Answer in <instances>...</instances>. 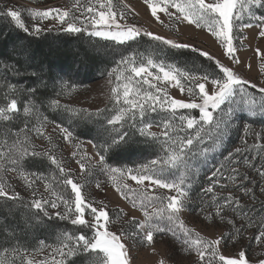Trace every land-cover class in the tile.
Returning <instances> with one entry per match:
<instances>
[{
    "label": "snow or ice",
    "instance_id": "obj_1",
    "mask_svg": "<svg viewBox=\"0 0 264 264\" xmlns=\"http://www.w3.org/2000/svg\"><path fill=\"white\" fill-rule=\"evenodd\" d=\"M143 3L146 5L145 10L150 11L151 17L157 22H162L158 13H163L170 19L180 23L186 22L188 26L194 25L196 29H206L223 50L222 55L229 63H224L203 48L197 47L191 40L178 42L176 38L158 35L131 23L128 19L129 14L134 13L133 18H135L139 13L130 4H116L113 3V0H86V3L81 4L77 0L74 7L79 12L78 16L72 11L59 7H50L43 10L28 9L31 19L39 21V23L32 25L31 30L22 20L20 11L12 9L5 11L0 8V15L10 17L15 26L28 35L39 36L42 32L59 30L70 34H86L91 38L114 42L116 45H125L135 42L141 37H148L171 48L190 49L192 53L198 54L199 57L214 61L216 69H218V72L212 75L204 73L197 77L189 71L175 66H168L166 69L164 63L157 64L152 59H148L147 67L144 65L137 67L129 57H123L119 64H132L130 72L133 75H126L123 71H120L119 64L117 68H113L108 72V82H112L111 77L113 74H116L115 79L118 82L117 86L111 88V95L109 96L110 100H115V104L110 109L98 108L95 113L97 116L104 117L107 126L104 127L103 131L106 135L99 143L95 140H89L88 143L93 150L92 155L85 153L77 160V163L80 165L82 172L88 171L91 173V170L95 169L101 175L111 176L119 173L121 180L131 179L137 185H145V182H147L146 188L169 190L167 195L156 192L148 195L146 188L139 190L138 198L141 200L140 207L143 209L144 220L136 224L137 232L135 233L121 232L117 234L109 230L110 216L106 206L97 207L95 201H89L83 194V186L71 177L68 170L61 166L55 156L49 152H38L35 145L29 144L25 131L28 129L27 123H25L24 128L19 130L25 133L23 140L17 138L11 146L0 147V174L8 171L19 172L21 178L26 181L31 176L33 179L26 184V187L33 190V196H35L33 185L36 181L43 180L44 176L25 168L26 158L29 157H47L51 164L59 169L63 177V186H70L71 194L74 196V209L72 207L73 200L63 194H59L56 199L51 200L43 197L34 198L29 204H24V207L36 210L34 216L37 220L42 219L40 213L50 219L52 214L49 213L48 209H57L62 204L65 211H57L55 213L57 217L70 220L74 226H84L91 230V235L81 232L79 235L68 236L65 234L64 238L58 237L57 246L48 245L41 241L40 251L45 248L49 251L45 259L40 261L28 258L27 255L21 253L20 246H17L13 251L20 259L21 264H66L70 257H74L78 253L96 257L95 264H135V258L131 255V252L137 240L140 244L146 243L151 246L154 244L156 233L171 232L175 235V230L171 225L179 220V214L184 210L186 202L190 198V188L184 187L186 179L190 178H186L184 172H181L179 182L175 178L170 180L169 176L166 175V170L187 168V154L193 152L197 144H204L205 135H210L209 130L215 133L214 138L211 136L210 138L214 144L218 145L223 135L229 130L232 122L231 118L237 110L254 112L253 107H246V101H244V106L240 103L247 95L246 86L249 84L252 88L257 86L233 67L235 65H239L241 68L244 67V62L238 55L235 41L237 38L242 42L248 40L249 37L247 36L238 37V29L252 27H256L258 32L251 38L264 39V16L256 17L252 11L253 6L264 8V0H143ZM244 12H247L256 20L255 25L240 23ZM44 21H51V24L44 27L42 26ZM241 47H243V43H241ZM13 48L14 52L9 60H13L15 65H26L25 73L27 68H34L31 72L32 77L35 78L34 82H37L38 86L46 88L47 84L43 81L41 75L42 65L33 64L35 54L26 45H20L19 50H16V46H13ZM254 55L260 60L261 72H264V49L257 47ZM151 67L157 68L162 73V77L155 75L154 79L165 82V86L161 87L159 84L152 83L147 79L148 76H153V73L149 70ZM247 67L250 69L251 64ZM3 69H9L8 61L3 62ZM10 70L17 76L24 74L18 66H13ZM60 79L62 83L66 84L62 78ZM185 79L190 80L189 85L183 82ZM122 80L126 83L122 86L123 100L121 102L119 82ZM144 84L148 85L147 89L142 87ZM169 84L178 88L181 96L186 95L187 99L170 96L167 91V85ZM6 88L13 95L11 98L5 96L8 102L4 106H0V120L11 121L19 115L18 97L22 91H26L29 97L28 104L23 109L24 114L29 115L33 110L32 106H34L37 87L24 89L17 84L8 83ZM259 91L261 95H264V85L259 87ZM237 97H240V101H237ZM226 103L228 107L225 111L224 106ZM51 106L53 108L63 107L66 111H71L74 114L87 111L86 109H71L68 105H61L60 101L55 99L51 101ZM158 110L167 114L166 119L161 121L163 130L160 133L151 131L153 125L145 119L148 112L155 113ZM178 110H198L199 118L197 119L195 115H192L191 111L177 116ZM261 111L264 113V104L261 105ZM137 116H139V119H137ZM177 119L178 124L176 123ZM44 120L47 121V117H44ZM185 123L186 128L192 130L195 135L189 132L183 138H179L177 129L180 132L185 131ZM160 126L157 125V127ZM56 128L65 141L74 139V133L69 127L57 123ZM248 130L249 125L246 124L245 132L247 133ZM36 133L51 142V137H45L40 128L36 129ZM137 134L139 137L145 138L146 143H158V150L163 151L168 158L164 159L157 156V158H153L146 163L128 168L108 163V153L117 146L127 144L131 136ZM161 137L164 138L162 141ZM256 139L264 140V132L256 133ZM244 143L246 144L247 141L245 140ZM4 147L7 148V151L3 150ZM77 148H79V145H77ZM241 151L240 147L235 148L233 152L228 153L225 161L229 165L238 164L239 161L236 156ZM204 152H208L207 147L204 148ZM170 153L174 155H169ZM73 156H76L75 152ZM85 160L89 162L86 164ZM249 166L254 167V165ZM125 173H127V176H125ZM259 175L264 178V170H260ZM238 178L239 183H237ZM210 179H212L210 185L203 189L206 194L213 193L217 184H220L222 188H227L228 185L220 183L225 179L233 186L240 188L245 195L253 192L244 183L248 180V177L246 175L241 177V173L236 167H232L231 171L228 172L225 165L221 164L219 168L211 173ZM253 183L255 182L253 181ZM96 186L100 188L101 184L97 182ZM45 188L49 190L47 185H45ZM127 188L128 185L123 184L122 187L117 186V191L123 194ZM260 191L264 193V187H261ZM172 192H175L176 195H172ZM0 197L12 201L21 199L19 192L13 189L12 185L3 180L2 177H0ZM124 198L128 199L127 196ZM212 200L216 204V215L220 216L222 220L225 217L221 213L225 208H232L241 217L245 215L242 212L240 200L232 192H229L228 196L223 198V203L218 201L215 194ZM157 203L159 207H154L152 212L147 210L148 205H156ZM133 207H136L135 198L133 199ZM85 215H91L94 222L86 221ZM207 219L214 220V217L209 214ZM132 220L135 222L136 218L132 217ZM227 224L234 229V236L229 231L222 233L218 238L211 241L201 242L199 234H197L196 243L199 247L196 248V252L200 261L206 262V264H253L249 259L250 249L248 245L242 244L244 225L241 224L240 227H236L234 218H229ZM179 226L185 237L191 235V230L184 227L182 221ZM248 226L252 227L251 218L248 219ZM260 229L258 235L254 237L258 245L264 244V217L260 220ZM225 237L233 241V248L239 245L240 250L234 254H225L222 251V248L228 243ZM128 240H132L133 243L129 244ZM184 244L187 246V239L184 240ZM155 251L153 248V252ZM189 251H191L190 248ZM4 252L7 253L8 249L5 248ZM206 253L210 255L211 259H208ZM0 264H15V261H9L5 255L0 257ZM72 264H75L74 259ZM159 264H166V260H160ZM193 264H196V262H193ZM255 264H264V258L256 260Z\"/></svg>",
    "mask_w": 264,
    "mask_h": 264
},
{
    "label": "rangeland",
    "instance_id": "obj_2",
    "mask_svg": "<svg viewBox=\"0 0 264 264\" xmlns=\"http://www.w3.org/2000/svg\"><path fill=\"white\" fill-rule=\"evenodd\" d=\"M81 4L86 3V0H79ZM113 3L120 4H130L131 7L139 13L138 16L133 18L134 13L129 14V21L133 24L143 27L145 30L151 31L158 35H163L165 37H173L178 40V42H184L191 40L195 43L197 47L203 48L208 51L214 57L221 59L224 63H229L227 59L222 55L223 50L214 41L210 33L206 29H196L195 26H188L186 22L180 23L170 19L163 13H158L161 16L162 22H157L151 17L150 11H146V5H144L143 0H113ZM77 4V0H0V8L5 11L8 9L17 10L22 13V20L25 22L26 26L31 27L34 23H39V21H33L28 13V9H46L50 7H59L61 9L72 11L75 15H79V12L74 7ZM174 11V10H173ZM252 11L255 13L256 17L264 16V8L253 6ZM10 18V17H9ZM11 19V18H10ZM12 21V20H11ZM13 22V21H12ZM240 23L256 24V20L250 16L247 12L242 15V20ZM15 25V23L13 22ZM51 24V21H44V27ZM22 33L23 30L17 28ZM258 32L256 27L245 28L242 30L238 29L239 36L249 37L246 41H241L239 38L236 39L235 44L238 49V55L244 62V67L235 65V67L245 78L249 79L257 87L252 88L251 84L246 86L247 95L244 97L243 101H240V97H237V101H240L242 106H244V101H246V107H253L254 112L251 111H241L237 110L232 118L229 130L220 140V143L214 144L213 140L210 138L215 136V133L209 130L210 135H205L204 144H197L193 152L187 154V168L167 169L166 175L169 179L175 178L177 182L180 179V173L184 172L186 178L185 188H190L189 190V200L186 202L184 210L179 214V220L171 227L175 230V235L171 232L168 233H156L154 236V244L148 246L145 244H140L137 240L136 244L132 248L131 255L135 258V264H159L160 260H166V264H206V262H201L196 248L199 245L196 243L199 234V239L203 241H211L218 238L222 233L232 232L235 235L232 226L227 224L229 218H234L236 227H240L241 224L244 225V231L242 233V244L248 245L249 259L255 264V261L264 258V244H257L254 237L258 235L260 229V220L264 217V193H261V187H264V178L259 175L260 170H264V140H257L256 133L264 132V113L261 111V105L264 104V95H261L259 87L264 85V72H261L260 60L255 57V49L260 47L264 49V39H252L251 37ZM26 34V33H25ZM70 33L62 32L59 30H53L51 32H42L39 36L28 35L33 37H43L45 35L51 36H64ZM75 35V34H73ZM84 39L86 40L87 49L91 50L92 53L97 56L93 60V65L90 66L88 70L85 65H81L78 61H70L68 67L65 69L54 72V78H50L52 81V86L55 89L47 92L46 99L42 100V103L38 100V94L34 97L33 110L29 115H25L23 112L24 107L28 104V94L26 91L19 93L18 97V107L19 115L15 116L11 121L0 120V147L5 145L11 146L12 143L19 138L24 139L25 133L19 130L24 128L25 123L28 124V129L26 133L28 136V142L30 145L36 146V151L44 153L49 152L60 162L61 166L64 167L71 174V177L79 184L83 186V194L89 199V201H95V206L104 207L110 216V223L108 225L109 230L116 232L117 234L125 232L127 234H132L137 232L136 224L143 222V209L140 207L141 200L138 198L139 190L146 188L145 185H137L135 181L131 179L121 180L120 174L115 175H101L95 169L82 172L80 170V165L77 163L85 153L92 155V147L88 143L89 140H82L76 135L72 141H65L63 136L60 134L59 130L56 128V124L60 123L65 127H69L73 133L75 132L76 120L80 119L82 121H90L91 124H95L94 118H90L89 114L96 113V109H103L107 105L112 108L115 104V100H110L111 88L117 86V81L115 75L111 77V83H109L108 72L113 68H117L119 62L123 57H129L135 64L139 67L144 65L147 67L148 59H152L155 63H164L165 68L168 66H175L184 70L189 71L194 76H201L204 73L210 75L218 72V69L214 70L205 65L188 62L185 59H180L178 57H173V61H168L167 57L157 53H152L147 49H126L122 48L125 45H116L114 42L104 41L102 39L91 38L84 34ZM148 38V37H147ZM91 40V41H90ZM55 42V44L53 43ZM60 42V43H58ZM243 43V47H241ZM50 44L55 45V49L59 45L71 48L74 44L73 41L59 39L55 41L53 37L49 38L47 46ZM129 44V43H128ZM147 45V43H146ZM190 50V49H189ZM9 63V69H3L4 60H0V106H4L8 100L5 96L9 98L12 97V93L8 91L6 85L8 83L17 84L18 86L27 89L30 88L33 82L28 80V72L25 69H21L22 75H15L12 70H10L15 65L13 60H6ZM215 63L214 61H212ZM251 64L249 69L247 66ZM133 65H123L119 64V70L123 71L126 75H133L130 69ZM70 68V69H68ZM153 76H148L147 79L152 81V83L159 84L161 87L165 86V82L156 81L154 79L155 75H160L162 73L158 71L157 68L151 67L149 69ZM51 76V75H50ZM53 77V75H52ZM66 82L62 83L61 79ZM139 79V78H135ZM56 80V81H55ZM30 82V83H29ZM186 85L190 84V80L185 79L183 81ZM120 83L121 91V102L123 100V84L126 81L122 80ZM135 83V80H134ZM174 84V82H173ZM144 89L148 88L147 84L142 85ZM32 88V86H31ZM155 91V89H153ZM168 94L174 98L187 99V96H181L180 90L174 87L172 84L167 85ZM59 100L61 105H68L71 109H86L82 113L74 114L71 111H66L63 107L53 108L51 106L52 100ZM225 111L227 110V103L224 106ZM38 109V111H37ZM191 111L192 115H195L197 119L199 118L198 110H178L177 116L182 113ZM167 114L158 110L155 113L148 112L145 119L150 122L153 127L151 131L160 133L162 132L161 121L166 119ZM47 117V121L44 120ZM139 119V116H137ZM178 119L176 123L178 124ZM249 125V130L245 132V125ZM157 125H161L157 127ZM185 131L180 132L177 129L178 137L183 138L186 133L191 132L195 135L192 130L186 128ZM40 128L44 132L45 137H51V142L44 137L38 136L36 129ZM176 135V134H174ZM143 138V137H141ZM164 138L161 137V141ZM247 141L245 144L244 141ZM98 143L100 140L96 139ZM155 146L156 156L163 157L167 159L163 151H159V145L153 142ZM79 145V148H77ZM208 148V152H204V148ZM240 147L242 149L241 153L236 156L239 161L236 165H229L225 161V157L229 152H233L235 148ZM7 151V148H3ZM76 156H73V153ZM169 155H174L170 153ZM27 163L25 168L29 171H35L37 173L43 174L44 179L38 180L33 185L35 189V196H33V190L28 189L26 184L33 178L28 177V180L21 178L19 172L8 171L0 174L3 180L12 185V188L19 192L20 200L12 201L6 198L0 197V208L3 211L13 212L17 214L24 215L25 217L34 219L35 209L24 207V204H29L34 198H45V199H56L57 195L63 194L66 197H70L73 200L72 207L74 209V196L71 194L70 186L64 187L62 184L63 177L61 176L59 169L55 165L51 164L50 160L45 157H29L26 158ZM98 159V157H97ZM247 161V162H246ZM89 161L85 160L87 164ZM115 161H111L110 164L117 166ZM146 161H132L127 162L123 166L124 168L135 167L140 164L146 163ZM224 164L228 172L231 171L232 167H236L242 176H247L248 180L244 181L248 188L253 190L252 193L245 195L244 192L233 186L227 179L222 180L220 183L228 185L227 188H222L220 184L214 187L213 193H205L203 189H206L212 182L211 173ZM249 165H254L250 167ZM127 176V173H125ZM253 181L255 183H253ZM97 182L101 184L100 188H97ZM237 183H239V178ZM123 184H127L128 188L124 190L123 194L117 191V186L122 187ZM45 185L48 186L49 190H46ZM147 194L152 195L153 192L169 194L167 189H158L153 187L146 188ZM232 194L240 200V205L242 212L245 214L242 217L237 215L232 208H225L221 213L225 218L222 220L220 216L216 215V204L213 202L212 197L215 194L220 203H223V198H226L229 194ZM253 193L255 198L253 199ZM176 195L175 192L171 193ZM127 196L128 199L124 197ZM135 198L136 207H133V199ZM59 203V201H57ZM154 207H159V204L148 205L147 210L152 212ZM49 213L52 214L51 218L44 217L43 213H40V217H44L47 220L57 219L60 225V231L55 228H49L45 231V237L39 239L37 244L29 239L26 243L22 245L13 244L6 247L8 252L5 253L4 249L0 256H7L9 261H15V264H21L20 259L17 257L16 253L13 251L17 246H20V251L22 254L28 256V258L40 261L45 259L48 254V249L45 248L40 251V242L44 241L48 245L57 246L58 237L64 238L65 234L68 236L76 235L77 231H74L68 227L74 226L71 224L70 220L60 219L55 215L57 211L64 212L65 209L63 205L57 209H48ZM211 214L214 220H209L207 217ZM135 217V222L132 220ZM74 218V217H73ZM88 222H94L91 215H85L84 217ZM252 219V227L248 226V219ZM24 220H27L25 218ZM38 222L37 220H34ZM183 222L184 227L191 230V235L185 237L182 229L180 228V222ZM63 222V223H61ZM63 225V226H62ZM65 226V227H64ZM79 232H86L89 228L84 226ZM37 235V234H36ZM179 237V239H177ZM187 239L188 244L185 246L184 240ZM228 240V237H225ZM129 244H132V240H128ZM153 248L156 250L153 252ZM189 248L191 251H189ZM26 249V252H25ZM240 250L238 245L233 248V241L228 240L226 246L222 248L225 254H234ZM206 255H208L206 253ZM208 259H211L208 255ZM90 264V263H89Z\"/></svg>",
    "mask_w": 264,
    "mask_h": 264
},
{
    "label": "trees",
    "instance_id": "obj_3",
    "mask_svg": "<svg viewBox=\"0 0 264 264\" xmlns=\"http://www.w3.org/2000/svg\"><path fill=\"white\" fill-rule=\"evenodd\" d=\"M50 37H53L55 41H59V39L73 41L74 45L71 48L59 45L58 48L55 49V42H53L54 44L47 46ZM84 37V34H67L64 36L45 35L43 37L28 36L18 30L9 17L6 15H0V60L6 61L9 59L14 52L13 46H16V50H19L20 45L28 46L29 50L35 54L33 64L42 65V79L47 84L46 88L38 86V83L34 82L35 78L31 75L34 68H27L28 80L34 83L31 84L32 87H37L36 93L38 94V100L42 103V100L46 99L47 92L55 89L56 83L54 84V87H51L53 83L50 78H54V72L56 70L61 71L65 69L68 67L70 61H78V63L85 65V67L90 70V66L93 65V60L97 56H95L91 50L87 49L88 47L85 43L86 40ZM122 48L128 50L132 48L147 49L153 54H159L160 57L164 54L167 57V60L171 62L173 61V57H178L180 59H185L188 62H196L216 70L215 63L206 58L199 57L198 54L192 53L189 49L171 48L147 37H141L139 40L131 42ZM17 66L23 70L26 67L24 64ZM31 86L29 87L31 88ZM104 108L110 109L109 105ZM89 116L90 118H94L96 121L95 124H91L88 120H76V130L74 135L82 140L98 139L101 141L106 135L103 131L104 127L107 126L106 121L103 116H97L95 113L89 114ZM155 156L156 151L154 144L146 143L145 138H141L137 134L132 135L127 144H122L113 148L108 153L107 160L108 163L115 161L114 163H117V166L121 167L127 162L150 161L155 158ZM25 218H27V220H24ZM25 218L24 215L13 212L7 213V211H3L0 208V254L4 248L8 247V245H22L29 239H31L34 245L37 244L39 239L45 237V231L49 228H55L60 231L61 224L57 219L47 220L44 217H41V220H37L35 217L34 219L28 217ZM34 220H37L38 222H35ZM68 228L77 231L74 233L76 235H79L81 233L79 231L82 230V227L78 226H70ZM84 233L91 235V230L88 229ZM73 259L75 260V264H95L96 261V257L94 256H86L84 253H78L74 257H70L66 264H72Z\"/></svg>",
    "mask_w": 264,
    "mask_h": 264
}]
</instances>
